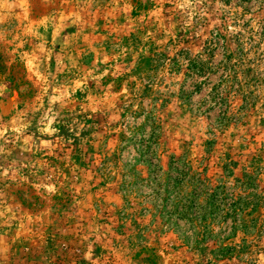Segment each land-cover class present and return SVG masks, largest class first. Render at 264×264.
<instances>
[{
  "label": "rangeland",
  "instance_id": "obj_1",
  "mask_svg": "<svg viewBox=\"0 0 264 264\" xmlns=\"http://www.w3.org/2000/svg\"><path fill=\"white\" fill-rule=\"evenodd\" d=\"M0 264H264V0H0Z\"/></svg>",
  "mask_w": 264,
  "mask_h": 264
}]
</instances>
